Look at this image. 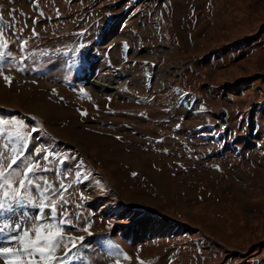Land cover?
<instances>
[{"label":"rangeland","instance_id":"obj_1","mask_svg":"<svg viewBox=\"0 0 264 264\" xmlns=\"http://www.w3.org/2000/svg\"><path fill=\"white\" fill-rule=\"evenodd\" d=\"M0 17V166L17 189L46 169L20 192L72 214L85 240L63 264H264V0H0ZM13 207L0 247L48 222Z\"/></svg>","mask_w":264,"mask_h":264},{"label":"snow or ice","instance_id":"obj_2","mask_svg":"<svg viewBox=\"0 0 264 264\" xmlns=\"http://www.w3.org/2000/svg\"><path fill=\"white\" fill-rule=\"evenodd\" d=\"M2 19V17H0ZM26 43V42H24ZM9 47L7 42L0 43V61H4L5 57L10 55L6 49ZM4 67L0 66V75L4 72ZM4 80L10 85L11 77L4 75ZM86 114V113H85ZM2 123L7 124L8 121H3ZM20 127H27L23 121L15 122ZM20 127L17 128L15 133L9 137V139H15L21 141L23 144H28L31 133L25 135L24 132L20 130ZM40 129L32 128V133H38ZM2 134V133H0ZM119 139V137L117 138ZM14 152H17L18 155L13 156L10 163L7 166L9 175L16 174L15 168L18 166V161L24 158L25 153L23 147L19 149H13ZM36 156H42L44 161H48L54 153L50 152H41L40 148L35 149ZM69 157H64L66 161ZM62 162V161H58ZM39 171H46L40 163L30 162L27 167L23 170L22 173H19V189L15 188L8 177L5 175V169L0 166V213H10L14 212V204H21L27 202L33 207H38L41 215L36 217V219H45L44 210L50 205V215L46 218L47 223H41L39 226L34 227V235L29 230H24L23 234L20 236H12L11 240L18 242V247H0V256L4 257L7 260V264H63V261L60 256H57L58 251H63L66 254H71L72 251L78 248L77 241L83 242L85 240L84 236L79 237H68L66 236L63 225L66 223L71 224V221L68 219V216L72 215L68 213V216L61 212L58 214L57 204L49 201L48 203L40 202L37 204L30 197L21 195L20 190L27 192L29 188H41V184H33L32 177ZM133 175H136L133 173ZM37 179H43L37 177ZM44 186H48V182L44 181ZM5 188H12V194L9 195ZM65 189L62 187L61 193L56 194L60 198V206L67 204V200L63 198V191ZM52 193L55 192V189L50 190ZM55 197H53L54 199ZM8 227H13V225H8ZM90 227V225H89ZM14 228L17 231L21 230L20 224H15ZM4 229L0 228V232H3ZM83 231H88V227L84 228ZM71 244L69 248L68 245ZM118 248V246H116Z\"/></svg>","mask_w":264,"mask_h":264},{"label":"water","instance_id":"obj_3","mask_svg":"<svg viewBox=\"0 0 264 264\" xmlns=\"http://www.w3.org/2000/svg\"><path fill=\"white\" fill-rule=\"evenodd\" d=\"M219 114L221 117L225 118L227 116V110L225 108H222Z\"/></svg>","mask_w":264,"mask_h":264}]
</instances>
